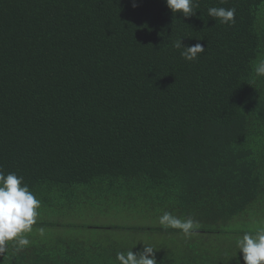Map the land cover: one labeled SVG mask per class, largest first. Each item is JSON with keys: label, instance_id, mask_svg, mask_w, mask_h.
Masks as SVG:
<instances>
[{"label": "trees", "instance_id": "trees-1", "mask_svg": "<svg viewBox=\"0 0 264 264\" xmlns=\"http://www.w3.org/2000/svg\"><path fill=\"white\" fill-rule=\"evenodd\" d=\"M194 3L0 0V170L40 201L0 264H117L145 246L157 264H244L237 240L264 222V0ZM177 40L205 52L186 61Z\"/></svg>", "mask_w": 264, "mask_h": 264}, {"label": "clouds", "instance_id": "clouds-1", "mask_svg": "<svg viewBox=\"0 0 264 264\" xmlns=\"http://www.w3.org/2000/svg\"><path fill=\"white\" fill-rule=\"evenodd\" d=\"M165 3L174 14L181 13L184 17L195 15L193 9L198 7L194 0H165ZM208 15L224 24L235 23L234 8L211 7L208 9ZM182 41H175L174 47L183 49L181 56L186 61H194L198 59L199 54L205 52L201 43L185 46ZM254 72L257 77H264V59L254 65ZM39 208L40 201L24 183L23 177L15 173L5 175L0 170V245L14 241L17 250L29 245L30 241L24 234L32 231ZM159 222L165 227L180 229L186 235L194 228L192 219L181 220L168 212L159 217ZM40 232L43 233V229H40ZM237 247L239 252L243 253L244 264H264V228L258 229L254 234L245 233L237 240ZM154 252L152 247L145 246L140 253L133 250L117 252L115 259L117 264H157Z\"/></svg>", "mask_w": 264, "mask_h": 264}, {"label": "rangeland", "instance_id": "rangeland-1", "mask_svg": "<svg viewBox=\"0 0 264 264\" xmlns=\"http://www.w3.org/2000/svg\"><path fill=\"white\" fill-rule=\"evenodd\" d=\"M259 21H260L261 24L262 23L264 24V5L262 6V8L260 10ZM95 219H98V220L97 221H93ZM117 219H118L117 213L114 212V213L110 214L109 216H106V217L101 218V219L89 216L88 220H85V218H83V219H81V222H83L82 224H89L90 223L89 226H92V227L104 226V227H108L109 228L111 226L112 221H115ZM94 224H96V225H94ZM256 226H258L259 228L260 227L264 228V222L262 224L258 223ZM251 228L256 229L254 224L251 226ZM79 234H82V232L79 231Z\"/></svg>", "mask_w": 264, "mask_h": 264}]
</instances>
